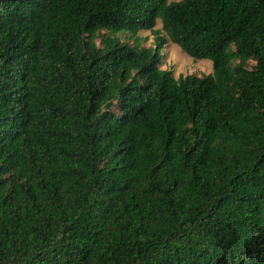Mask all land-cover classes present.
Wrapping results in <instances>:
<instances>
[{"label":"trees","instance_id":"obj_1","mask_svg":"<svg viewBox=\"0 0 264 264\" xmlns=\"http://www.w3.org/2000/svg\"><path fill=\"white\" fill-rule=\"evenodd\" d=\"M0 264H264V0H0Z\"/></svg>","mask_w":264,"mask_h":264},{"label":"rangeland","instance_id":"obj_2","mask_svg":"<svg viewBox=\"0 0 264 264\" xmlns=\"http://www.w3.org/2000/svg\"><path fill=\"white\" fill-rule=\"evenodd\" d=\"M155 28L160 29L162 31V35L165 36L167 40V43L163 48L164 58L162 60V68L171 69L176 77L187 74L202 75L213 71L212 60L207 58L195 59L189 56L178 44L167 38L165 32L162 29V22L160 19L157 21ZM121 36L126 37L131 44L135 42V37L129 33H122ZM138 37L141 41V44L144 46H150L154 44L155 37L150 30L140 31ZM251 63L253 64L254 62Z\"/></svg>","mask_w":264,"mask_h":264}]
</instances>
